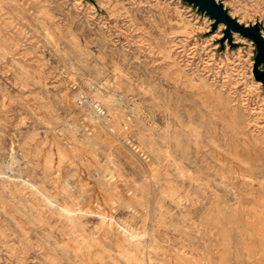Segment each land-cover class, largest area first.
<instances>
[{
    "label": "rangeland",
    "instance_id": "obj_1",
    "mask_svg": "<svg viewBox=\"0 0 264 264\" xmlns=\"http://www.w3.org/2000/svg\"><path fill=\"white\" fill-rule=\"evenodd\" d=\"M222 2L264 34V0ZM211 22L0 0V264H264L256 45Z\"/></svg>",
    "mask_w": 264,
    "mask_h": 264
},
{
    "label": "water",
    "instance_id": "obj_2",
    "mask_svg": "<svg viewBox=\"0 0 264 264\" xmlns=\"http://www.w3.org/2000/svg\"><path fill=\"white\" fill-rule=\"evenodd\" d=\"M196 8L201 14H205L211 22V30L214 31L220 23L224 25L222 36L218 42L223 46L226 41L229 45H235L233 34L251 39L256 45V53L253 63V74L255 79L264 82V69L260 66L264 64V37L262 34L263 25L260 21L245 24L233 17L222 0H183Z\"/></svg>",
    "mask_w": 264,
    "mask_h": 264
},
{
    "label": "built area",
    "instance_id": "obj_3",
    "mask_svg": "<svg viewBox=\"0 0 264 264\" xmlns=\"http://www.w3.org/2000/svg\"><path fill=\"white\" fill-rule=\"evenodd\" d=\"M93 109L98 113L99 115H102L104 113V109L99 103H93Z\"/></svg>",
    "mask_w": 264,
    "mask_h": 264
},
{
    "label": "bare ground",
    "instance_id": "obj_4",
    "mask_svg": "<svg viewBox=\"0 0 264 264\" xmlns=\"http://www.w3.org/2000/svg\"><path fill=\"white\" fill-rule=\"evenodd\" d=\"M221 26H222V29L224 28V25L221 23ZM262 32V31H261ZM263 34V33H262ZM263 37H264V34H263Z\"/></svg>",
    "mask_w": 264,
    "mask_h": 264
}]
</instances>
